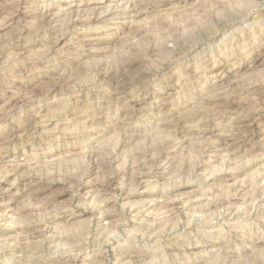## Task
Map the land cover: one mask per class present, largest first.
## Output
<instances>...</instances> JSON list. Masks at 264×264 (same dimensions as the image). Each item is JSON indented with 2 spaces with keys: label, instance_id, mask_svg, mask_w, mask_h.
<instances>
[{
  "label": "rangeland",
  "instance_id": "1",
  "mask_svg": "<svg viewBox=\"0 0 264 264\" xmlns=\"http://www.w3.org/2000/svg\"><path fill=\"white\" fill-rule=\"evenodd\" d=\"M0 264H264V0H0Z\"/></svg>",
  "mask_w": 264,
  "mask_h": 264
},
{
  "label": "bare ground",
  "instance_id": "2",
  "mask_svg": "<svg viewBox=\"0 0 264 264\" xmlns=\"http://www.w3.org/2000/svg\"><path fill=\"white\" fill-rule=\"evenodd\" d=\"M118 85V84H117ZM72 183V182H71ZM105 256V255H104ZM104 261V260H103Z\"/></svg>",
  "mask_w": 264,
  "mask_h": 264
}]
</instances>
